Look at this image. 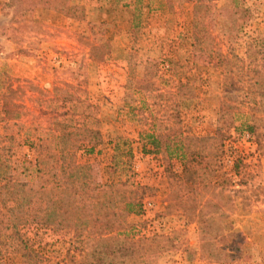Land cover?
Wrapping results in <instances>:
<instances>
[{
	"label": "rangeland",
	"instance_id": "374dc122",
	"mask_svg": "<svg viewBox=\"0 0 264 264\" xmlns=\"http://www.w3.org/2000/svg\"><path fill=\"white\" fill-rule=\"evenodd\" d=\"M206 1L208 34L194 49L195 0H59L55 9L35 0L37 6L21 14L14 8L24 4L9 7L8 0H0V187L35 182L37 169L47 177L51 166H59L61 145L98 131L95 151L76 150L74 161L86 165L91 182L145 188L141 212L127 219L134 238L150 239L137 244L138 264H264V119L253 131H229L226 123L219 131L223 78L209 60L216 51L245 58L250 43L264 37V0ZM243 8L249 9L248 18ZM147 65L154 72L153 89L174 93L182 127L210 139L214 173L203 180L222 192L216 198L222 215L205 236L178 207L168 209V171L180 172L181 163L136 144L151 115L163 112L156 93L137 90ZM178 82L193 94L175 95ZM4 104L15 119L5 120ZM238 118L231 127H240L244 119ZM62 134H67L63 141L55 139ZM222 136L227 138L221 145ZM195 188L201 201L197 215L206 211L202 203L212 192L200 181ZM112 194L115 203L118 194ZM49 197L56 201L58 194ZM40 199L35 211L43 205ZM15 200L0 201V264L81 259L86 239L75 237L73 229L30 221L13 227L9 209ZM218 252L225 256L216 262Z\"/></svg>",
	"mask_w": 264,
	"mask_h": 264
},
{
	"label": "trees",
	"instance_id": "16d2710c",
	"mask_svg": "<svg viewBox=\"0 0 264 264\" xmlns=\"http://www.w3.org/2000/svg\"><path fill=\"white\" fill-rule=\"evenodd\" d=\"M38 1H40L38 5L47 9H55L59 2V0ZM16 2L25 5L14 8V12L20 14L26 11L25 9L37 6L35 0H8L7 5L11 7ZM209 8L210 3L206 0H195L192 21L194 49L201 43L200 36L206 37L208 34L207 24H204V13ZM60 10H71V8ZM241 13H245L247 18L250 14L249 9L246 8H243ZM209 55L211 65L216 70H220L223 78L220 87L222 97L219 102V118L222 125L219 131L223 130L222 126H225V123L229 125V131L231 129L238 131L241 127L253 131L257 122L264 119V37H258L250 43L245 58H240L233 52L222 51ZM148 66L142 79L138 81L140 88L137 87V90L148 94L156 93V99L160 102L157 103L158 108L163 112L151 115L149 128L139 132L142 151L159 154L168 161L177 160L181 163L180 172H173L172 168L171 172L168 171V209L173 206L178 207L189 221L193 219L200 225V232L205 236L208 234L207 227L209 228L217 217L220 218L222 215L217 210L219 203L216 199L222 192L215 191V185L206 184L203 180L208 173H214L210 168L213 155L212 152L207 151L210 139L191 135L182 127L180 105L174 101V93L153 89L155 85L151 79L154 72ZM176 91L175 95L180 96L193 94V91L187 88V84L181 82L177 83ZM3 106L4 114L8 116L5 120L15 119V116H10L13 112L9 108L10 105ZM239 116L244 119L240 127H231ZM66 136L67 134H62L55 139L63 141ZM99 138L98 131L92 132L87 139H79L76 135L72 145L64 143L59 147L57 157L59 166L57 168L51 166L46 172L47 177L41 175V171L37 169L35 182L24 179L12 185H2L0 189L6 190V193L0 191V201L6 203L10 197L16 198L15 205L9 209L13 227L30 221L57 229H73L75 237H85L87 243L84 247L85 253L83 252L78 262L73 259L71 261L73 264H138L142 254L141 247L138 248L137 244L150 239L134 238L131 235L132 226L127 219L130 215L141 212L145 188L133 189L126 182L114 184L91 182L85 172L86 165L74 161L76 150L83 149L86 154L93 153L99 145ZM226 138L222 136L217 142L222 145ZM199 160L204 161L206 165L204 167L198 165ZM219 163L215 161L216 165ZM197 181L212 193L202 203V208L204 207L206 211H197L195 215L197 205L201 203L196 197ZM112 191L114 195L118 194L115 203L111 202ZM50 193L58 194L56 201L49 197ZM40 196L39 202L42 201L43 205L40 204L35 211V201ZM221 255L225 256L220 252L215 253L216 262L220 261Z\"/></svg>",
	"mask_w": 264,
	"mask_h": 264
},
{
	"label": "crops",
	"instance_id": "0c3cea01",
	"mask_svg": "<svg viewBox=\"0 0 264 264\" xmlns=\"http://www.w3.org/2000/svg\"><path fill=\"white\" fill-rule=\"evenodd\" d=\"M138 136H139V133H138ZM136 144L140 146L139 148H140L141 151H142V143H141V141H140V143H139V141H138V143H136ZM114 149H115V146H114ZM140 149H139V150H140Z\"/></svg>",
	"mask_w": 264,
	"mask_h": 264
}]
</instances>
